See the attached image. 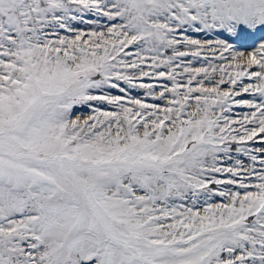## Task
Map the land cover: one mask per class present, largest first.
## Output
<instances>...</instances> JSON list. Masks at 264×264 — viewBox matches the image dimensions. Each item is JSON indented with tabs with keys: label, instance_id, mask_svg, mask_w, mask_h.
<instances>
[{
	"label": "snow or ice",
	"instance_id": "obj_1",
	"mask_svg": "<svg viewBox=\"0 0 264 264\" xmlns=\"http://www.w3.org/2000/svg\"><path fill=\"white\" fill-rule=\"evenodd\" d=\"M0 264H264V0H0Z\"/></svg>",
	"mask_w": 264,
	"mask_h": 264
}]
</instances>
